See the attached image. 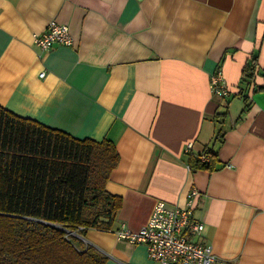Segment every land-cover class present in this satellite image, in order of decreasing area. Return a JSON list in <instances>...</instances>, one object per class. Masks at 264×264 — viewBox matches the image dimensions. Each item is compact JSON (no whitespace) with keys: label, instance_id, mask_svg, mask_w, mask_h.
Wrapping results in <instances>:
<instances>
[{"label":"crops","instance_id":"obj_1","mask_svg":"<svg viewBox=\"0 0 264 264\" xmlns=\"http://www.w3.org/2000/svg\"><path fill=\"white\" fill-rule=\"evenodd\" d=\"M50 20L73 43L42 53L33 40ZM253 54L245 101L236 93ZM263 67L264 0H0V105L117 151L110 229L72 235L103 264H155L115 231L139 230L157 200L184 207L192 188L204 225L193 240L223 262L264 264ZM217 70L228 96L211 90ZM206 149L214 168L192 170Z\"/></svg>","mask_w":264,"mask_h":264},{"label":"trees","instance_id":"obj_2","mask_svg":"<svg viewBox=\"0 0 264 264\" xmlns=\"http://www.w3.org/2000/svg\"><path fill=\"white\" fill-rule=\"evenodd\" d=\"M257 73L253 54L236 93L245 101ZM209 151L208 162L190 156L189 167L213 169ZM117 162L106 139L75 138L0 105V264H103L104 256L78 248L68 232L110 229L122 201L105 182Z\"/></svg>","mask_w":264,"mask_h":264},{"label":"built area","instance_id":"obj_3","mask_svg":"<svg viewBox=\"0 0 264 264\" xmlns=\"http://www.w3.org/2000/svg\"><path fill=\"white\" fill-rule=\"evenodd\" d=\"M33 43L44 53L56 45L70 46L73 39L67 25L50 20L45 29L34 37ZM43 75L44 72L40 73ZM210 86L217 96L229 94L220 70L211 75ZM191 148L192 143H187L183 152L188 154ZM200 160L206 161L207 158L202 154ZM198 195L197 189L192 188L184 207L170 206L163 200H157L145 225L137 231L122 225L115 235L129 243L145 244L149 258L155 264H233L219 259L210 245L193 240L200 237L204 229L203 223L194 217ZM68 234L75 233L69 231Z\"/></svg>","mask_w":264,"mask_h":264},{"label":"rangeland","instance_id":"obj_4","mask_svg":"<svg viewBox=\"0 0 264 264\" xmlns=\"http://www.w3.org/2000/svg\"><path fill=\"white\" fill-rule=\"evenodd\" d=\"M71 239H72V242H73L74 245H76L80 249H84L83 247H81L78 239H76V238H71Z\"/></svg>","mask_w":264,"mask_h":264}]
</instances>
